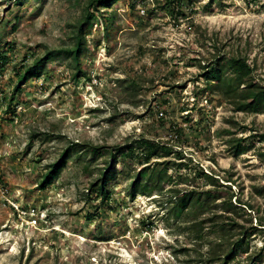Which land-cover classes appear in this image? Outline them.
I'll return each mask as SVG.
<instances>
[{
  "label": "rangeland",
  "instance_id": "rangeland-1",
  "mask_svg": "<svg viewBox=\"0 0 264 264\" xmlns=\"http://www.w3.org/2000/svg\"><path fill=\"white\" fill-rule=\"evenodd\" d=\"M87 3L0 0V177L19 207L0 194V264H216L212 224L172 217L171 187L215 188L219 198L199 219L215 212L232 227L234 217L245 227L224 242L241 234L245 244L230 264H264V228L253 229L264 227V109L235 110L204 75L218 57L240 55L264 84V0H116L98 12ZM88 11L98 17L80 58L86 73L74 77L71 59L57 58L19 82L22 66L73 43ZM236 136L245 145L238 154ZM138 137L174 152L146 161ZM69 145L60 175L40 188ZM126 145V155L117 152ZM113 152L117 176L105 200L93 182ZM156 159L168 160L172 176L164 195L130 196L134 175ZM230 197L236 211L220 209Z\"/></svg>",
  "mask_w": 264,
  "mask_h": 264
},
{
  "label": "trees",
  "instance_id": "trees-1",
  "mask_svg": "<svg viewBox=\"0 0 264 264\" xmlns=\"http://www.w3.org/2000/svg\"><path fill=\"white\" fill-rule=\"evenodd\" d=\"M19 2L20 0H16ZM116 0H88V10L90 6H95L98 12L102 7H110ZM175 1V0H173ZM98 17L95 11H88L87 14L79 20L76 24V31L73 35L74 41L71 45L59 48H47L43 54L36 56L34 60L25 64L23 69L18 70L17 78L20 82H25L31 77L41 75V72L46 67V63L50 60L57 58L71 59V66L74 69V77L85 74L86 71L81 68L80 58L88 47L86 35L89 33L95 19ZM3 60H6V55L2 56ZM254 67L247 61V58L240 55H225L221 58L215 59L208 65V69L204 72L209 83L215 85L220 92L227 98V100L233 105L235 110L244 111H259L264 109V84L254 79ZM242 84H246L249 89L247 92H240L239 88ZM19 88V83L15 86V90ZM260 137L264 140V132H261ZM236 141L234 145V151L236 154L241 153L245 149L243 145V137L236 136L232 138ZM134 145L142 150L143 159L149 161L152 157H166L174 152V150L165 143H158L155 140L147 139L145 137H138L134 140ZM97 147H92V151H97ZM73 146H67L61 153L57 160L49 164L48 170H46L39 183L40 188H45L60 175L63 167L68 159L72 156ZM129 149V145L124 146L122 149L117 150L118 153H125ZM178 153V152H177ZM117 153L113 152L112 160L101 171L100 177L97 181L93 182V186L97 185L101 192L102 199H109L111 196L107 189L110 181L116 178L117 169L115 167ZM166 159L154 160V162L145 163L134 175L132 179V189L130 190V196H135L136 192L152 193L154 190H158L161 195L163 194V185L165 181L172 178L168 173V165ZM156 165V166H155ZM159 165H162L159 167ZM213 185H216L217 178L213 174L204 172ZM228 184V183H225ZM171 195L169 202L174 203V199L177 202L172 204L169 212L172 213V217L179 219L183 218L189 222L186 227L197 228L200 224L209 223L212 224L211 230L216 233L215 240L209 243V261L216 264H230V262L237 256L240 249L245 244V237L241 234H236V238L232 243L226 244L224 241L227 237H230V229L245 227L239 224V222L232 216H228L231 220L230 225L227 226V221L219 220L222 214L218 215L213 213L207 217L199 219V216L207 211H210L212 200L216 197L219 198L215 192V188H170ZM264 192V185H263ZM168 198V197H167ZM164 197L161 198V205L164 202ZM168 201V200H167ZM220 209L224 211H236L238 204H234L231 197L223 200ZM216 207V206H214ZM176 210V211H175ZM174 211L176 214H174ZM88 218H93V214H87ZM229 215V214H228ZM259 225L264 226V217L259 216ZM260 227L253 225V229L260 230ZM248 231H245V236ZM198 236L202 237L201 230L198 232ZM226 244V245H225ZM248 264H255L249 262Z\"/></svg>",
  "mask_w": 264,
  "mask_h": 264
},
{
  "label": "built area",
  "instance_id": "built-area-1",
  "mask_svg": "<svg viewBox=\"0 0 264 264\" xmlns=\"http://www.w3.org/2000/svg\"><path fill=\"white\" fill-rule=\"evenodd\" d=\"M7 191H8V187L6 186L5 183L2 182V178L0 177V194H3L5 196V199H7L11 204H13L18 209L19 207L16 205V203L13 200H11L9 196H7ZM32 210L34 212V214L32 215H35L36 214L35 208H32ZM31 221L36 223L38 221V217L33 218Z\"/></svg>",
  "mask_w": 264,
  "mask_h": 264
}]
</instances>
